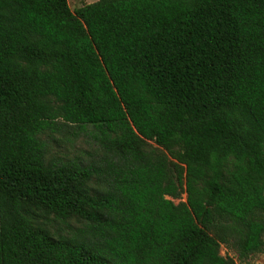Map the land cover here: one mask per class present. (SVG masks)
<instances>
[{
  "label": "trees",
  "instance_id": "trees-1",
  "mask_svg": "<svg viewBox=\"0 0 264 264\" xmlns=\"http://www.w3.org/2000/svg\"><path fill=\"white\" fill-rule=\"evenodd\" d=\"M60 129L98 159L48 158ZM220 245L264 254V0H0V264H235Z\"/></svg>",
  "mask_w": 264,
  "mask_h": 264
},
{
  "label": "rangeland",
  "instance_id": "rangeland-1",
  "mask_svg": "<svg viewBox=\"0 0 264 264\" xmlns=\"http://www.w3.org/2000/svg\"><path fill=\"white\" fill-rule=\"evenodd\" d=\"M92 1L95 0H66L70 10L77 8L83 3H89ZM41 137L47 144L48 158H58L61 160L72 159L90 163L96 161L98 155H100V150L97 149V145L93 142L94 140L88 135L81 134L76 137H71L68 135V129H60L52 132L46 131ZM146 147L147 149L151 148L160 150L159 147L151 141H147ZM184 197L185 195L182 193L180 198H174L172 199V202L176 203L179 200H184ZM36 219L39 224L44 226L53 235H62L66 237L74 233L76 228L81 225L79 221L73 218L61 221L54 219L51 216L48 218L37 216ZM218 253L222 256H230L234 259L235 264H264V254L260 253L253 254L242 262H238V260L235 259L234 253L231 250L226 249L223 245L219 246Z\"/></svg>",
  "mask_w": 264,
  "mask_h": 264
}]
</instances>
